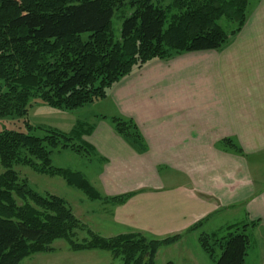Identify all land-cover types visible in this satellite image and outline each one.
Wrapping results in <instances>:
<instances>
[{
    "label": "trees",
    "instance_id": "trees-1",
    "mask_svg": "<svg viewBox=\"0 0 264 264\" xmlns=\"http://www.w3.org/2000/svg\"><path fill=\"white\" fill-rule=\"evenodd\" d=\"M249 4V0H172L169 4L163 0H0V118L25 120L38 100L53 108L78 110L105 100L118 84L155 61L221 52L245 27ZM116 19L121 20L119 35ZM111 121L122 138L136 145L141 142L132 120ZM62 138L71 141L60 133L38 138L0 132V264H21L51 253L60 240L77 252H109L122 264H156L162 247L182 240L186 234L164 240H151L143 233L106 238L86 228L63 199L36 192L16 167L59 176L94 201L104 198L123 205L134 196L103 197L82 174L54 167V151L76 149L62 145ZM85 149L92 150L87 144ZM238 153L242 154L239 149ZM252 227H228L234 231L216 241L222 253L215 264H245ZM208 239L202 238L201 243L213 257L214 245Z\"/></svg>",
    "mask_w": 264,
    "mask_h": 264
},
{
    "label": "crops",
    "instance_id": "crops-1",
    "mask_svg": "<svg viewBox=\"0 0 264 264\" xmlns=\"http://www.w3.org/2000/svg\"><path fill=\"white\" fill-rule=\"evenodd\" d=\"M105 100L141 137L125 140L104 116L107 132L85 137L107 165L102 196L134 194L116 206L117 221L169 236L218 215L242 217L254 225L245 264L253 243L264 264V0L225 50L155 61Z\"/></svg>",
    "mask_w": 264,
    "mask_h": 264
},
{
    "label": "rangeland",
    "instance_id": "rangeland-1",
    "mask_svg": "<svg viewBox=\"0 0 264 264\" xmlns=\"http://www.w3.org/2000/svg\"><path fill=\"white\" fill-rule=\"evenodd\" d=\"M163 1L164 4L172 2V0ZM249 1V11L251 13L260 0ZM120 28L121 20L116 19L115 29L117 35L120 34ZM117 114L118 112L115 111L110 100H101L74 111L53 108L38 100L30 107L29 114L25 120L0 118V132L18 131L38 138H44L53 133H60L71 139L68 142L62 138L63 142L61 144H69L76 147V149L63 148L54 151L52 154V165L82 174L98 193L104 195L101 177L104 176L107 165L98 153L85 149V145L88 143L85 137H88L92 128L94 130L97 128L98 130L99 126V133L107 132L99 118L104 116L110 121L113 118H121ZM109 125L113 128L111 122ZM16 170L21 178L28 180V183L36 192L42 195H54L63 199L80 222L93 232L106 238L120 234L140 233L138 229L126 228V225L121 224L115 218L116 206L122 205H116L104 198L94 201L81 190L69 186L59 176L51 177L39 174L30 167L23 165L16 167ZM241 219L242 217L237 220L230 215H218L206 221L196 231L188 232L189 229L184 231V233L179 234H186L181 241L171 246H164L158 251L156 264H215L222 253L216 241L227 236L229 232L234 231L228 229V227L235 224H239V227L244 226L240 223ZM145 232L143 234L151 240H164L177 235H154ZM249 235L251 241L254 242V236L253 234L251 235V231H249ZM207 236L209 237L210 245H214L213 257L205 251L201 243V239ZM255 246L253 243L252 251L249 250L247 264H258V257L255 258L253 255L254 252L257 253ZM53 248V252L35 255L21 264H122L121 259L113 258L109 252L73 251L68 243L63 240L56 241L53 244Z\"/></svg>",
    "mask_w": 264,
    "mask_h": 264
}]
</instances>
